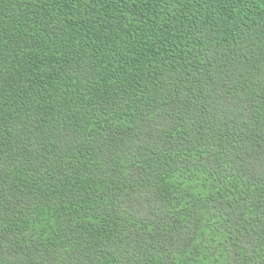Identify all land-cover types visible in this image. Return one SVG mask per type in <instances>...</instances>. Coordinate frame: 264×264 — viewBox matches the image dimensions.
<instances>
[{"label":"trees","instance_id":"obj_1","mask_svg":"<svg viewBox=\"0 0 264 264\" xmlns=\"http://www.w3.org/2000/svg\"><path fill=\"white\" fill-rule=\"evenodd\" d=\"M0 264H264V0H0Z\"/></svg>","mask_w":264,"mask_h":264}]
</instances>
